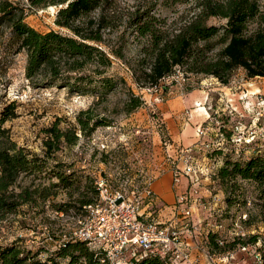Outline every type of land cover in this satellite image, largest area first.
<instances>
[{"label":"trees","instance_id":"1","mask_svg":"<svg viewBox=\"0 0 264 264\" xmlns=\"http://www.w3.org/2000/svg\"><path fill=\"white\" fill-rule=\"evenodd\" d=\"M141 3L123 15L119 0H28V7L33 10L59 7L55 23L69 31L64 33L36 29L25 20L28 13L23 6L0 0V30L6 26L10 31L4 51L26 53L27 79L38 86L65 88L70 95L93 97L92 104L76 114L75 122L56 116L51 125L43 128L42 154L20 146L12 138L4 124L18 116V104L16 100L5 103L0 112V224L11 215H21L20 222L26 226L30 219L27 212L31 218L44 219L48 203L52 211L74 210L83 216L86 206L98 201L91 177L59 160L56 153L63 143L73 146L82 137L89 139L99 127L111 126L116 115H130L143 106L142 97L134 93L123 77L108 73L113 63L111 55L125 57L126 38L122 36L118 45H109L108 51L103 47L108 44L105 31L117 27L119 22L125 23L140 40L133 70L140 87L158 84L178 66L191 73L214 75L223 84L229 83L238 68L245 69L249 78L264 76V0H145ZM160 6L179 14L180 20L168 25V17L157 13ZM181 6H186L184 12L180 11ZM96 12L98 16H94ZM211 18L226 22L209 24ZM121 90L127 97L121 105L109 109L107 102ZM214 180L226 190L227 213L246 206L242 181H249L255 188L253 204L258 206L264 226V151L246 158L244 153L238 158L226 157ZM61 194H66L68 200L57 201ZM244 222L254 225L250 213ZM53 236L50 241L54 248L44 246L33 250L18 241L0 245V264H102L101 259L106 255L103 246L80 239H59V242V236ZM222 237L221 231L207 232L209 247L220 255L259 241L264 247L262 233L247 238L235 236L231 241ZM262 254L264 264V250ZM129 263L171 264L167 257L152 253H140L131 257Z\"/></svg>","mask_w":264,"mask_h":264},{"label":"rangeland","instance_id":"2","mask_svg":"<svg viewBox=\"0 0 264 264\" xmlns=\"http://www.w3.org/2000/svg\"><path fill=\"white\" fill-rule=\"evenodd\" d=\"M10 1L26 9L28 15L25 20L36 29L43 32L52 29L61 30L64 33L69 32L55 23L59 7L50 6L33 10L28 7V0ZM143 1L145 0H119L118 6L122 10V14L125 15L129 10L134 9L135 5L143 4L141 3ZM185 8L186 6H181L179 9L184 12ZM157 13L168 17V25L175 19L180 20L179 14H175L165 7L161 8L160 6L157 8ZM94 16H98V12L94 13ZM225 22V19L219 18H211L208 21L209 24L216 25H222ZM9 32V28L6 26L0 30V112L5 103L16 100L18 116L6 121L4 126L9 128L12 138L20 146L42 154L43 128L51 125L56 116H64L68 121L75 122L76 114L91 105L93 97L78 94L70 95L65 88L38 86L31 83L25 75L26 53L21 51L13 54V52L4 51ZM121 36L124 39L126 38V41H123L125 43L123 47L125 57L116 58L111 55L113 63L108 73L123 77L134 93L142 97L143 106L130 115H116V120L111 126L99 127L89 139L82 137L80 142L73 146L63 143L61 149L56 153L59 160L71 164L73 169L91 177L94 184L97 176L102 175L108 178L113 189L121 188L130 192L134 187L141 186L148 176H152L157 180L166 169V171H171V163L167 160L166 152L163 153L158 150V144L154 143L153 130L156 127L151 123V120H165V117H170L169 113L165 116L163 112L165 113L166 108L169 110L174 109L173 103L168 102V100L170 99L169 95H171L170 91H175L177 88L184 94L192 90L199 92L203 89L205 91L212 89L209 98L211 102L210 109L202 103L191 104L185 101L186 107H183L182 114L186 120H203L204 116L209 113L208 118L210 120L219 121L215 126L217 135H214L211 140L215 143L219 142L220 145H216L217 147L208 153L204 148L195 152L196 159L203 165L210 163V165L216 166V175L223 166L226 157L238 158L244 153L246 158L255 151H264V76L249 78L245 69L238 68L230 77L229 83L223 84L214 75L191 73L186 71L185 67L178 66L175 70L180 68L181 72H184V80L164 83L161 90L151 92L147 89L148 87H140L135 82L133 70L135 59L138 56L140 40L134 37L131 29H128L125 23L120 25L119 22L117 27L105 31L104 37L108 44L107 46L103 45V47L108 51L110 44L118 45V38ZM225 92H227L229 99H226ZM126 97L127 94L122 90L113 94L107 102L109 109L121 105ZM238 122L244 124L246 136L247 132L255 129V137L252 142L247 143L242 140L240 144H237L232 141V130ZM63 125H66V123H63ZM237 146L241 149L240 155L235 153V147ZM251 149H255V151ZM243 150L245 151L243 152ZM176 164L179 167L183 166L182 161L177 160ZM172 181L174 184V179ZM182 182H186L190 187V181L187 177H184ZM200 182V192L202 191L200 198L203 202L210 200V203H212V198L209 197L212 193H218L222 199L224 198L225 202L226 190L221 188L217 180L203 177ZM162 183H167L164 187L169 188L171 183L169 174L163 178ZM242 184L243 189L246 191L247 200L251 199L252 205L247 206L246 204L241 210L235 211L232 209L228 213L225 206L224 208L219 206L220 211H218L216 218H213V221L227 222L224 224V229H222V240L231 241L235 236L247 238L250 234H264V226L259 217V208L253 204V196H256L255 188L249 181H242ZM206 188H209L208 196L203 193ZM186 189L180 190L178 186H175L174 192L177 195ZM67 198L66 194H61L56 200L64 202L68 200ZM164 203L166 204V202ZM222 203L223 201L218 204L222 205ZM160 205L162 206V204ZM194 207L196 209L195 212L193 211V221L194 217L197 220V217L200 216L198 214L200 207L198 208V205H194ZM46 209L47 213H44V219H40L39 216L31 218L30 212H27L26 216L30 219L25 223L28 224L26 226H23L24 224L20 222L21 215L9 216L7 220L0 224V245L18 241L21 246L33 250L44 246L54 248L53 243L50 241L51 238H55L54 234L59 236L58 241L59 239L62 240L64 234L79 228L78 219L83 218V216L78 215L74 210L69 213L64 211L55 212L50 209L49 203L46 205ZM245 212L252 215L254 225H248L244 222L245 220L239 219V216ZM157 213L170 216L168 212L163 214L164 211ZM227 214L230 216L229 218L225 217ZM160 217L156 214L155 220L163 221L169 218ZM199 224H202V222ZM242 233L245 235H242ZM198 237H202V235L198 234ZM259 248H262L261 251L263 252L264 247L261 241L255 245L247 246L245 251L241 250L240 247L238 249L242 251V256L244 253L247 255L243 258H251L255 264L254 251ZM235 251L237 250L230 252L232 257H234ZM44 256L45 254H42V257ZM130 258L131 255L126 253L120 264H130ZM243 258L241 257V259ZM124 261H127V263Z\"/></svg>","mask_w":264,"mask_h":264},{"label":"built area","instance_id":"3","mask_svg":"<svg viewBox=\"0 0 264 264\" xmlns=\"http://www.w3.org/2000/svg\"><path fill=\"white\" fill-rule=\"evenodd\" d=\"M184 80V72L177 68L171 75L163 77L158 84L147 89L151 92L161 90L164 83ZM219 121L209 120L206 124L199 125L197 135L199 140L190 146L177 145L163 131V120H151L161 136V142L165 147L167 160L171 163L174 185L182 183L184 177L190 181V187L176 195L175 201L170 205L174 215L163 221L155 220V215L160 212L165 204L158 200L153 189L155 178L148 176L141 186L134 187L130 192L125 189H113L108 178L100 175L95 180L98 191V201L86 206V214L78 219V229H73L62 236V240L80 239L89 244H98L105 248L106 255L101 259L102 264H120L129 253L131 257L140 253L160 254L167 257L171 264H197L198 260H192L188 247L190 242L185 234L198 235L200 224L193 221L192 203L198 207L202 205L209 213L210 221L207 222L209 231H222L224 224L213 221L220 211L219 206H226L224 198L218 193L210 194L212 203L203 202L200 198L201 178L214 179L217 169L210 163L202 164L196 159L195 152L204 148L206 152L213 151L219 142L215 143L212 137H207ZM244 124L238 122L233 128L232 141L240 144L242 140L252 142L255 137V129L245 135ZM235 153L241 154L239 146L235 147ZM182 161L179 167L176 161ZM223 201L222 205L218 203ZM162 204V206L160 205ZM221 204V203H220ZM252 205V200H247V206ZM154 210V211H153ZM248 212L239 216L240 220H247ZM242 235H245L242 233ZM223 244V241H220ZM259 244V243H258ZM241 250H247L246 245L240 246ZM206 255L210 259H230L232 253L220 255L212 250L208 243L204 246ZM255 264H263V254L260 249L254 251ZM127 263V261H124Z\"/></svg>","mask_w":264,"mask_h":264},{"label":"crops","instance_id":"4","mask_svg":"<svg viewBox=\"0 0 264 264\" xmlns=\"http://www.w3.org/2000/svg\"><path fill=\"white\" fill-rule=\"evenodd\" d=\"M211 91L212 89H208L207 91L203 89V90H199V92H197L196 90H192L185 94L183 92H180L178 88L175 91H170L171 95H169L170 99L168 100V102L171 101L173 103L172 106L174 109L169 110L168 108H166L165 113L163 112L165 116L167 113L170 114L169 118L165 117V120H163V131L169 136V138L175 144L183 145V146H190V145H194L199 140V137L197 135V128L199 125H203L209 122L210 120L208 118L209 113L207 114L205 112L207 116H204L203 120H186V118L183 117L182 111L184 109L183 107H186L185 101L191 104L202 103L205 105L206 108L210 109L211 102L209 98H210ZM225 94H226L225 95L226 99L227 98L229 99L227 92H225ZM154 129H155L153 130L154 143L158 144V147H157L158 150L165 153V147L163 146L161 142V136L159 135L157 128H154ZM214 135L215 136L217 135L216 128H214L212 132L209 134V136H206V138L213 137ZM251 150L255 151V149H251ZM166 170L163 172L161 176H159L160 178L158 177L157 180H155L153 183V189H154L155 194L158 197V200L163 204H165L164 202H166L165 207L162 208L161 211L165 212L163 214H167V212L170 213V216L157 213L158 216H161L160 218H167V217L171 218L174 215V213H172L170 205L175 201V198H176V194L174 192L175 185L173 184V181H172L173 180L172 172L170 170L168 171ZM168 174L170 175L171 183L169 185V188L167 189L164 187V185L167 183L165 184L162 183V180ZM207 183L211 185L213 184L212 182H207ZM187 187H188V184L186 182H182V184L178 187V189L180 190L186 189ZM209 188H206L205 190H203V193H205L204 194L205 196L209 195L207 194L209 193ZM191 204L193 205L192 209L195 212L196 208L194 207V205H196V203L191 202ZM199 207H198L199 208L198 214H200V216L197 217V220H196V217H194V222L195 220L197 224L202 222V224H200L201 231L199 232V234L202 235V237H198V235H195V234H185L186 238L190 242V246L188 247V250L190 252V256L192 260H198L197 264H251V263L254 264L251 258L250 259H248L247 257L246 259L243 258L246 254L244 253V255L242 256L243 253L239 249H236L237 251L235 252L237 254L234 253V257L230 259H224V261L220 259H210L206 255L204 246H206V243H207V232L209 231V228L207 227V222L210 221V219L208 217L209 216L208 211L205 210L202 205H200ZM167 209L169 210L166 212ZM225 223L227 222L224 221L223 224ZM241 257L243 259H241Z\"/></svg>","mask_w":264,"mask_h":264}]
</instances>
